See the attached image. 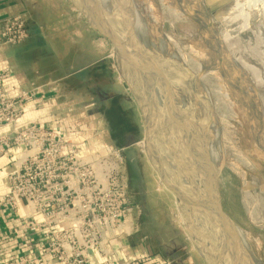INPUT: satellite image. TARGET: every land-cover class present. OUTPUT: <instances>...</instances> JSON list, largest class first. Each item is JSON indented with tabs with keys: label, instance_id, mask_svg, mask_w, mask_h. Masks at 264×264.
Listing matches in <instances>:
<instances>
[{
	"label": "rangeland",
	"instance_id": "1",
	"mask_svg": "<svg viewBox=\"0 0 264 264\" xmlns=\"http://www.w3.org/2000/svg\"><path fill=\"white\" fill-rule=\"evenodd\" d=\"M120 4L125 6L121 14L104 1V12H96L116 34L122 28L128 34L129 25L133 26L141 72L148 78L154 76L169 92L171 107H166L165 116L160 113L167 99L162 88L156 86L154 96L146 91L153 137L157 133V139L165 142L169 138L163 141L161 136L173 135V141L164 143L172 156L176 151L170 144H180L179 135L187 140L198 136L205 159L212 144L211 170H218L221 210L240 230L247 246L241 250L243 256L251 264H264V0H124ZM32 10L33 20L41 27L33 49L39 60L37 69L54 78L80 69L57 83L59 101L74 103L92 115L96 136L103 143L124 147L127 177L132 164L134 180L128 186L134 206L131 244L160 254L168 264H208L201 253L207 249L204 235H195L192 226V236L187 232L182 220L187 217L178 198L141 144L142 112L129 81L118 70L114 46L91 28L69 0H34ZM122 13L129 22L116 29ZM130 74L134 76L132 70ZM197 144L196 153L201 155ZM157 145L163 158L165 153ZM192 149L191 156L195 154ZM172 156L163 159L161 169L170 160L176 163ZM185 178L177 182L185 186ZM210 188L209 197L213 195ZM181 191L189 200L196 195L186 187Z\"/></svg>",
	"mask_w": 264,
	"mask_h": 264
},
{
	"label": "built area",
	"instance_id": "2",
	"mask_svg": "<svg viewBox=\"0 0 264 264\" xmlns=\"http://www.w3.org/2000/svg\"><path fill=\"white\" fill-rule=\"evenodd\" d=\"M29 34L25 15L11 16L0 26V44L20 45ZM9 77V69L0 70V129L12 127L0 135V158L14 151L0 207L14 214L22 207L30 210L20 218L24 230L43 241L0 264H41L45 257L58 264H168L149 250L114 259L113 242L131 236L133 227L123 150L98 140L76 142L35 122L19 126L36 96L33 91L10 96Z\"/></svg>",
	"mask_w": 264,
	"mask_h": 264
},
{
	"label": "crops",
	"instance_id": "3",
	"mask_svg": "<svg viewBox=\"0 0 264 264\" xmlns=\"http://www.w3.org/2000/svg\"><path fill=\"white\" fill-rule=\"evenodd\" d=\"M33 2L34 0H0V26L3 20L23 14L27 18L30 32L28 39L20 45L4 46L0 44V70L6 68L10 70V77L5 83L8 94L14 96L20 91H33L36 96V101L25 107L19 126L35 122L39 126L55 129L61 135L76 142L102 141L100 136H96L97 126L93 125L90 120L92 115H88L86 110L81 112L74 103L59 101L58 91L60 88L57 83L69 78L70 75L80 73V69L55 78L52 77L54 74H41L37 69L39 60L35 57L33 49L41 27L33 20ZM40 76H43L44 80H41ZM87 126L90 128L88 129ZM11 130L12 127L2 128L0 135L10 133ZM109 133H111L110 130ZM13 152L12 150L8 151L0 158V196L8 189L7 176L13 169ZM30 214V210L25 207L19 209L16 214L9 209L0 207V261L17 258L31 250L33 245L37 246L43 241L41 236L30 235L24 230L20 218ZM129 237H121L113 242L112 251L115 260L134 258L142 252L148 251L142 245H132ZM35 253L40 254L37 247H35ZM41 264L58 263L45 257Z\"/></svg>",
	"mask_w": 264,
	"mask_h": 264
},
{
	"label": "bare ground",
	"instance_id": "4",
	"mask_svg": "<svg viewBox=\"0 0 264 264\" xmlns=\"http://www.w3.org/2000/svg\"><path fill=\"white\" fill-rule=\"evenodd\" d=\"M103 1L104 2H107L108 4H110V5H112V7L114 8V9H116L117 11L116 12H118L119 14H121V12H123V11H121L122 9H125V6L123 7V5L122 4H120V3H122L124 0H118V2H117V0H85V3H86V7H87V10H88V13L91 15V17H92V19L96 22V23H98L99 24V26L100 27H102L104 30H106V31H108L109 33H111L113 36H115L116 38H120V39H123V38H125V35L127 34L126 33V31L125 30H123V28H122V24L123 23H128L129 22V20L128 19H126L125 20V18H123V13H122V17L119 19V22H118V24L116 25V29H117V26L118 25H120V27L119 28H122V31H121V33L119 32V34H118V32H117V34L114 32V29L110 26V25H106L105 24V22L103 21V19L100 17V15L98 14V11L96 12V10H101L102 12H104L103 10H105V7H104V5H103ZM126 4H128L127 3V1H126ZM101 7H103L104 9H102ZM108 11V10H107ZM118 15H116V17H117ZM107 19V18H106ZM109 24H111V22L109 23ZM112 25V24H111ZM124 27V26H123ZM112 29V30H111ZM126 29V28H125ZM121 30V29H120ZM127 30V29H126ZM123 32L124 33H126V34H124L123 35ZM114 58H115V60H116V62H117V64H118V70H119V72H121L122 74H124V76H126V79L129 81V83L127 82V80H126V82L128 83V86H129V88H130V90H131V92H132V94H133V96H134V98H135V100H136V103L138 104V106H139V109L141 110V112H142V115H143V121H144V123H145V125H146V127L148 128V130H149V132H151V135L153 136L154 135V133H153V131H155L154 130V128H152L150 125H151V122L149 121L148 122V119H149V117L147 118V116H148V111H147V107H149V104H148V100H149V97L148 96H146V90L143 88V86L141 85V82H140V80H139V78L137 77V75L135 74V72H133V70H132V74L134 75L133 77H134V79H133V77H131L130 75V72H131V66L130 65H128L127 63H126V61H127V57L126 56H123V54H122V52H120L119 50H115L114 51ZM138 55V54H137ZM137 57V56H136ZM140 58H141V55H140ZM143 62V61H142ZM130 63V62H129ZM144 63V62H143ZM145 64V63H144ZM127 66V67H126ZM144 69H145V67H143ZM121 74V75H122ZM211 78H213V77H211ZM178 84V83H177ZM179 85V84H178ZM176 86V85H175ZM180 86V85H179ZM182 86V85H181ZM178 91H179V89H178ZM180 92H182L181 90H180ZM241 94V93H240ZM181 95H182V93H181ZM152 96H154V95H152ZM156 98V97H155ZM253 100V99H252ZM155 101V100H154ZM157 101V103H158V100H156ZM154 103V102H153ZM161 103L159 102V105H160ZM155 105V104H154ZM162 105V104H161ZM161 105H160V107H161ZM163 107H164V105H162ZM175 107V106H174ZM251 108V107H250ZM150 110V109H149ZM162 111V113H165V116H166V113L168 114V110L166 109V107L165 108H163V110H160V112ZM159 112V111H158ZM161 113V114H162ZM163 116V115H162ZM164 117V116H163ZM168 117V116H167ZM178 118V117H177ZM165 120H167V122H169V120H168V118H166ZM178 121V120H177ZM166 122V123H167ZM150 125H149V124ZM183 123V122H182ZM148 124V125H147ZM168 124V123H167ZM184 125V124H183ZM168 126V125H167ZM177 126V125H176ZM171 129V128H170ZM178 129V128H177ZM171 131V130H170ZM178 131V130H177ZM173 134H174V132H173V129H172V131H171ZM175 132H176V130H175ZM153 133V134H152ZM175 135V134H174ZM151 136V137H152ZM155 136H156V139H157V137H158V135H157V133H155ZM173 136V135H172ZM176 136V135H175ZM177 137H179V143L180 144H182L181 143V141H183V143L184 142H186L185 141V139H184V137L185 136H177ZM200 138V137H199ZM219 138V137H218ZM217 138V139H218ZM156 139H155V137H153L152 138V140H153V142H154V144L156 145L155 147H156V152H155V156H154V159L160 164L161 162L163 163L164 162V160L163 159H165L166 161H167V158H166V156H164L163 158H162V156H161V154L160 153H157V149H158V145L157 144H159V142L157 143V141L158 140H160V139H157V141H156ZM218 141V140H217ZM200 142V141H199ZM210 142V141H209ZM201 143V142H200ZM144 144H145V142H144ZM164 143H162L161 142V140H160V145H161V147H162V149H161V147L159 146V148H160V152L162 151L163 152V150H166V151H168L169 152V157L168 158H170L172 155H170V150H169V147L167 148H165L164 149V145H163ZM183 145V144H182ZM181 145V147L182 148H184V147H186V146H182ZM199 145H202V144H199ZM210 145V144H209ZM204 146V145H203ZM146 147V145L144 146V148ZM205 147H207V146H205ZM212 147V146H211ZM214 147V146H213ZM193 148V147H192ZM191 148V149H192ZM179 150H180V148H178ZM204 149L205 148H203V151H204ZM207 149V148H206ZM209 149V148H208ZM212 149V148H211ZM186 150V149H185ZM193 150V149H192ZM146 151V150H145ZM177 151V150H176ZM181 151V150H180ZM203 151H201V155H199L198 153H196L197 152V150H194V155H192V156H194L193 158H192V156H190L191 158H189L188 156V159H191V160H193V161H196V158L198 157V158H200V160H198V161H200V162H202L203 163V171H204V173L202 174V173H200V172H198V171H196L195 169H193V167L191 166V165H193V164H195L194 162H192V161H190V162H188V160L186 161V162H188V164H190L191 163V171L189 170L188 172L189 173H191V175H192V180L191 179H189V178H187V174H185L181 169H179L180 167H179V165H177L176 164V166H178L177 167V170H178V173L177 172H175V171H173V170H168V171H166L165 169H163L164 170V172H165V174L167 173V172H169V175L168 176H166V178H167V180L170 182V184L173 186L172 187V189L173 190H177V191H181V190H183L184 188H185V186H182L181 185V183H178L177 181H180L181 179H182V181L184 180V178H185V183H187L188 185L186 186V189H190V191H193L195 194V196L193 197V199H188L185 195H184V193L183 192H185V191H181L182 192V195L186 198V200L188 199V201L190 202L189 204L187 203V204H185V203H183L182 202V200L181 201H178V206H180L179 208H180V210L182 211V212H184L185 214H186V217H187V221L189 222V224H190V226H192L193 228H194V232H195V235L197 234H201L202 233V235H204V240L206 241V244H205V246L206 247H208L209 245H210V243H212V238L213 237H215V233H212L213 231H212V229H214V226H216L217 227V222H216V220H215V218H213L212 220L211 219H209L207 216L206 217H204V215H203V209H204V207H205V205L206 204H208L209 202H210V200H212V198H213V195H214V189H213V195L211 196V197H209L208 195H207V193H209L210 195L212 194V190H211V188H210V190H209V187L211 186V187H213L212 186V184H211V180H212V177H211V172L209 171L210 169H211V157L209 156L208 157V159H207V165H206V162H205V158H203V155H202V153H204ZM161 152V153H162ZM185 152H187V151H185ZM184 152V153H185ZM190 152V151H189ZM177 153H178V151H177ZM176 153V154H177ZM184 153H178L177 155H179V156H181V159L183 158H185V154ZM190 154H192V153H190ZM177 155H174V157H175V159L177 158L178 159V161L180 160V158H179V156H177ZM187 155V154H186ZM205 157H206V154H205ZM183 161V160H182ZM181 161V162H182ZM171 162H173V161H171ZM161 163V164H162ZM174 163V162H173ZM166 164H167V162H166ZM169 164H170V162H169ZM181 164V168H183L184 169V163L182 162V163H180ZM168 165V164H167ZM171 165V164H170ZM171 166H173V165H171ZM170 166V167H171ZM189 166V167H190ZM207 166V167H206ZM164 167H165V165H164ZM206 167V168H205ZM193 169V170H192ZM181 172H180V171ZM206 170H207V173H208V175L206 174ZM175 173V175H177L176 176V178H174L172 175H171V173ZM181 173H182V175H181ZM168 174V173H167ZM170 175H171V178H170ZM185 176V177H184ZM206 176V177H205ZM196 181H198V184H197V182ZM209 183V184H208ZM208 185H209V187H208ZM193 189V190H192ZM196 191V192H195ZM197 191H199V193L197 194ZM187 193V192H186ZM188 195V194H187ZM198 195H200L201 197H200V199H199V196ZM193 196V195H192ZM190 198H192V197H190ZM211 198V199H210ZM193 203H195V204H193ZM184 208H186L185 210H184ZM188 210V211H187ZM189 214V215H188ZM195 216L196 218H197V222H198V227L200 228V231L198 230V229H196V225H197V223L195 222V220H193V219H191L189 216ZM184 216V215H183ZM204 218H205V220H204ZM208 222V224H210V226H209V232H210V238L209 239H207L206 237H205V231H204V228H203V226H204V222ZM230 226V228H231V232H232V234H233V236L236 238V240H237V244H238V246H239V251H240V253H241V250H247V246L245 247V244H244V242L245 241H243V238H242V236H241V233H240V230L231 222V221H226V225L224 226H222V228H223V233H224V239H226L227 240V243H229V237H228V233L229 232H227V230H226V228L227 227H229ZM226 227V228H225ZM127 229V228H126ZM194 235V234H193ZM197 238V237H196ZM198 239V238H197ZM209 244V245H208ZM202 247H204V246H202ZM206 251L207 252H209L208 251V248L207 249H204V248H202L201 249V253H202V256L205 258V260H206V262L208 263V264H212V260H210V254H208V253H206ZM242 254V253H241ZM245 254H247V253H245Z\"/></svg>",
	"mask_w": 264,
	"mask_h": 264
},
{
	"label": "water",
	"instance_id": "5",
	"mask_svg": "<svg viewBox=\"0 0 264 264\" xmlns=\"http://www.w3.org/2000/svg\"><path fill=\"white\" fill-rule=\"evenodd\" d=\"M75 8L84 16L87 23L91 26L92 29H94L99 35H101L103 38L108 40L115 48V50H119L122 52L123 56H126L128 60L131 62V70L135 72L137 77L139 78L141 85L143 88L151 93L152 95L155 93V87L160 86L162 90L165 92L164 96L167 98L165 100V107L169 108L170 106V97L168 89L157 81V79L154 76H150L148 78L143 72L140 70V66H138L136 61L137 56V45H136V39H135V33L133 30V26L129 25V32L125 36V38L120 39L113 36L108 31L104 30L102 27L99 26L98 23H96L91 15L88 13L85 0H69ZM147 70L152 71V69L148 68ZM155 71V70H154ZM153 72V71H152ZM143 116V115H142ZM143 127H144V137L143 141L145 142V150L146 155L151 162L152 166L157 170L161 178L163 179V182L170 188L171 191H173L178 198V201H181L185 204H189V201L186 200V198L182 195L181 191L173 190L172 185L167 180L165 176V172L163 169H161V166L159 163L154 159L156 147L155 144L151 138V132H149L148 128L146 127L144 121H143ZM191 158V157H190ZM188 159V158H186ZM193 161V160H191ZM196 165H191L193 168H195L196 171L200 173H204L203 171V163H199L200 161H196ZM211 172V184L212 188L214 189V195L212 200L208 204L205 205L203 211L204 217H208L209 219L215 218L217 222V227L214 226V229H212V233H215V237L212 238V243L207 247L210 253V260H212V264H251L249 262V259L247 257H244L243 254L239 251V246L237 244L236 238L233 236L231 232V228L225 227L227 232H229V243H227V240L224 239V233L222 226L226 225V221L228 222V218L225 216V214L221 210V200L219 196V191L217 189V176H218V170H209ZM180 207V206H179ZM181 213V212H180ZM183 216V215H182ZM184 226L187 230V232L192 236L193 228L190 226L189 222L186 220V218L182 217ZM205 220V218H204ZM209 226L208 222H204V231H205V237L207 239L210 238V232H209ZM192 231H191V229ZM203 243L206 244L205 240L203 239ZM199 249V248H198Z\"/></svg>",
	"mask_w": 264,
	"mask_h": 264
},
{
	"label": "flooded vegetation",
	"instance_id": "6",
	"mask_svg": "<svg viewBox=\"0 0 264 264\" xmlns=\"http://www.w3.org/2000/svg\"><path fill=\"white\" fill-rule=\"evenodd\" d=\"M126 81V80H125ZM160 113H162V112H160ZM149 114V113H148ZM151 118L153 117V116H151V114L149 115ZM149 121V120H148ZM150 122H151V120H150ZM149 124V123H148ZM147 124V125H148ZM111 133H113V131H111ZM167 133H164V135H166ZM169 134V133H168ZM162 137V139H163V141H165V139H167V137L169 138L168 140H172L171 138H172V136H161ZM151 138H153V136L151 137ZM167 140V141H168ZM185 140L187 141V142H184L183 143V141H181V143L183 144H178V145H176V143H171L170 145L171 146H173V149H175V151L177 150L178 151V153H184L185 151H187V152H185L184 154H185V158L183 159H181V156H179V155H177L178 153H177V151H176V155L177 156H179V158H180V160L178 161V159L176 158V163L175 164H177V165H179V167L178 166H174V164H173V162H171V160H170V163H172L171 165H173V166H171L170 164H169V162L167 163L168 165V167H165L164 169L166 170V171H168L169 170V167L171 166L172 167V169H173V167H176V169H177V167L179 168V169H181L185 174H187V178H189V179H191L192 180V175H191V173H189L188 171L190 170L191 171V163L190 164H188V162H186L187 160H186V158H190V156H191V154H190V150L189 149H191L192 147H193V150H194V146H196V144L198 145V147H199V149L200 150H202L203 151V149H202V147H200L199 146V139H198V136H196L195 138H193V139H191V138H188V140L185 138ZM167 141H165V142H162V143H165L166 144V142ZM173 141V140H172ZM190 141V142H189ZM158 142H159V146H160V141L158 140ZM212 143V142H211ZM141 144L143 145V146H145L144 145V143H143V141L141 142ZM164 145V144H163ZM181 145L184 147V146H186V147H184V148H182L181 147ZM212 145V144H211ZM211 145H210V148L207 150V152H208V154H207V156H206V161H207V159H208V157L210 156L211 157V155H212V150H211ZM165 146V145H164ZM166 147V146H165ZM178 148H180V150L178 149ZM122 150L124 149V147H122L121 148ZM165 149V148H164ZM169 149H170V147H169ZM186 149V150H185ZM195 150H196V148H195ZM198 152V151H197ZM163 153H165V155L164 156H166V158L167 157H169L168 156V154H169V152L168 151H166V150H163ZM171 154V153H170ZM187 154V155H186ZM189 155V156H188ZM188 156V157H187ZM172 157H174V155L172 156ZM168 159V158H167ZM174 159H175V157H174ZM183 160V161H182ZM198 160H200V158H196V161H198ZM184 163V169L183 168H181V164L180 163H182V162ZM196 161H192V162H194L195 164H193V165H196L197 164V162ZM190 166V167H189ZM170 167V168H171ZM167 168V169H166ZM193 169H195V168H193ZM192 169V170H193ZM177 173H178V171H176ZM181 172V171H180ZM171 175L175 178L177 175H175V173L173 172V173H171ZM181 175H182V173H181ZM183 176V175H182ZM129 180H130V175H129V177H128V183L130 184V182H131V180H130V182H129ZM180 182L182 183L183 181H182V179L180 180ZM198 182V181H197ZM188 184L186 183V185H185V187L187 186ZM190 190V189H189ZM184 193V192H183ZM190 203V202H189ZM185 210V209H184ZM189 215V214H188ZM191 219H193V220H195V222L197 223V225H196V229H198L199 231H200V228L198 227L199 225H198V222H197V218L195 217V216H189Z\"/></svg>",
	"mask_w": 264,
	"mask_h": 264
},
{
	"label": "trees",
	"instance_id": "7",
	"mask_svg": "<svg viewBox=\"0 0 264 264\" xmlns=\"http://www.w3.org/2000/svg\"><path fill=\"white\" fill-rule=\"evenodd\" d=\"M128 169H129V173H130V180H131V183L133 182L134 180V172H133V169H132V164H129L128 166Z\"/></svg>",
	"mask_w": 264,
	"mask_h": 264
}]
</instances>
